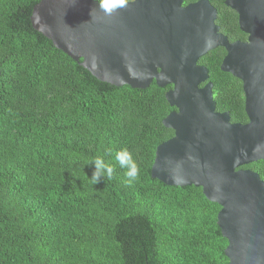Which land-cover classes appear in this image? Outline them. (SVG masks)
I'll list each match as a JSON object with an SVG mask.
<instances>
[{
	"label": "trees",
	"instance_id": "obj_1",
	"mask_svg": "<svg viewBox=\"0 0 264 264\" xmlns=\"http://www.w3.org/2000/svg\"><path fill=\"white\" fill-rule=\"evenodd\" d=\"M38 1L0 0V264H229L221 206L201 186L152 176L157 145L174 133L163 124L175 109L172 85L97 79L34 29ZM210 1L220 31L246 38L236 11ZM225 54L218 46L199 63L216 110L246 122L242 81L221 69ZM123 149L140 169L131 185L115 161ZM96 157L114 174L93 185ZM243 167L264 180V159Z\"/></svg>",
	"mask_w": 264,
	"mask_h": 264
},
{
	"label": "water",
	"instance_id": "obj_2",
	"mask_svg": "<svg viewBox=\"0 0 264 264\" xmlns=\"http://www.w3.org/2000/svg\"><path fill=\"white\" fill-rule=\"evenodd\" d=\"M246 39L230 40L210 0H123L108 14L99 0H39L37 31L97 79L147 88L172 85L175 109L163 119L173 135L157 145L152 176L201 186L217 202L229 264H264V180L243 165L264 159V0H225ZM226 50L221 69L242 81L246 122L216 110L210 50ZM203 84V85H202Z\"/></svg>",
	"mask_w": 264,
	"mask_h": 264
},
{
	"label": "clouds",
	"instance_id": "obj_3",
	"mask_svg": "<svg viewBox=\"0 0 264 264\" xmlns=\"http://www.w3.org/2000/svg\"><path fill=\"white\" fill-rule=\"evenodd\" d=\"M100 5L108 14H111L113 9L108 7V0H100ZM115 161L125 170L124 175L127 177L126 182L129 185L138 180L140 169L129 151L126 149L116 151ZM92 164L94 165V171L90 179L93 185L99 183L103 177H107L108 179L112 178L114 166L106 163L102 157H96Z\"/></svg>",
	"mask_w": 264,
	"mask_h": 264
},
{
	"label": "flooded vegetation",
	"instance_id": "obj_4",
	"mask_svg": "<svg viewBox=\"0 0 264 264\" xmlns=\"http://www.w3.org/2000/svg\"><path fill=\"white\" fill-rule=\"evenodd\" d=\"M246 37H247V34H246ZM244 39H246V38H244ZM244 39H243V40H244ZM232 41H233V40H232ZM202 85H203V84H202ZM170 88H171V87H170Z\"/></svg>",
	"mask_w": 264,
	"mask_h": 264
}]
</instances>
